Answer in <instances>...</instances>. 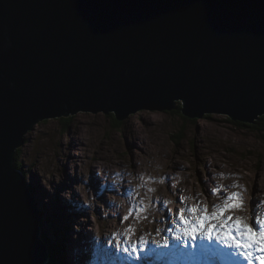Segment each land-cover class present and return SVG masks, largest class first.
<instances>
[{"label": "water", "instance_id": "obj_1", "mask_svg": "<svg viewBox=\"0 0 264 264\" xmlns=\"http://www.w3.org/2000/svg\"><path fill=\"white\" fill-rule=\"evenodd\" d=\"M264 114V0H0V264H45L12 167L24 135L79 112Z\"/></svg>", "mask_w": 264, "mask_h": 264}, {"label": "rangeland", "instance_id": "obj_2", "mask_svg": "<svg viewBox=\"0 0 264 264\" xmlns=\"http://www.w3.org/2000/svg\"><path fill=\"white\" fill-rule=\"evenodd\" d=\"M174 107L140 110L120 120L119 127L113 112H79L41 122L23 136L14 152V169L25 174V185L43 215L40 227L42 223L50 230H39L49 247V264H129V254L122 251L128 246L129 227L135 229L131 242L141 248L140 237L151 242L158 236L157 223L160 236L171 233L169 228L176 230L171 220H178L185 204L199 201L211 209L234 191L241 192L244 210L232 215L256 227L253 206L259 201L257 211L264 209V139L221 114L185 120L180 116L183 103ZM62 119L71 122L67 126ZM257 120L264 127V117ZM218 185L221 193L209 195ZM141 208L147 211L139 212ZM130 210L133 214L124 220ZM68 231L64 253L54 254V243L62 240V248ZM46 238H52L53 248ZM201 253L204 264H219ZM235 258L249 264L239 253Z\"/></svg>", "mask_w": 264, "mask_h": 264}, {"label": "snow or ice", "instance_id": "obj_3", "mask_svg": "<svg viewBox=\"0 0 264 264\" xmlns=\"http://www.w3.org/2000/svg\"><path fill=\"white\" fill-rule=\"evenodd\" d=\"M160 183H163V181H160ZM232 187L238 188L239 185H233ZM148 191L151 192L154 189L150 188ZM221 191L222 187L218 185L209 190V195H219ZM222 199L223 205H213L211 212H209L206 205L202 206V202L199 201L194 206L181 207L177 214L178 220H171V223L176 224L179 229V234L175 236V239L177 241L183 240L184 246L187 247L190 241H196L199 238V244H194L193 247L207 248L208 250L220 251L221 253L223 248L234 249V252L222 253V255L235 257L239 253L249 264H253V261H257L258 264H264V213L257 211L261 206L260 202L257 201L253 206L254 224L256 225L254 227L244 217L231 214L244 210L241 192L234 191L231 195H226ZM184 200L185 198L182 197L181 202L183 203ZM164 203L166 205L168 202ZM145 211H147L146 208L139 209V212ZM132 214L130 210L123 219L128 220ZM137 219H139V215H137ZM127 231L131 235L135 234V229L132 227H129ZM168 231H172V229L169 228ZM157 234H159V229ZM131 235L128 237V246L123 247L122 251L128 253L132 260H140V251L137 245L131 242ZM113 239L117 238L114 236ZM204 241L209 243L205 245ZM153 243L156 247H168L169 240L165 236L163 243L155 240H153ZM147 245L148 240L140 237V246L145 247ZM214 245L215 247H213ZM115 246L120 248L119 241Z\"/></svg>", "mask_w": 264, "mask_h": 264}, {"label": "trees", "instance_id": "obj_4", "mask_svg": "<svg viewBox=\"0 0 264 264\" xmlns=\"http://www.w3.org/2000/svg\"><path fill=\"white\" fill-rule=\"evenodd\" d=\"M178 111H180L179 109H178ZM182 115V116H181ZM180 116L183 118V119H189V118H187V117H185L184 115H183V113H181L180 114ZM112 117V119H113V121H116V122H118L116 119H115V117L112 115L111 116ZM264 117V116H263ZM207 118L208 119H211L212 118V116L211 117H209V116H207ZM226 118V117H225ZM62 120H64V121H67V119H62ZM226 120H228V122L229 123H231V120L230 119H226ZM71 121L69 120V121H67V126L69 125L68 123H70ZM234 125H236V126H238V127H245V128H249V129H251L253 132H255V133H257V134H259L263 139H264V127L262 126V124H260V121H257L254 125H246V124H243V123H240V122H232ZM259 123V124H258ZM121 125V123L120 122H118V124L117 125H115L116 127H119ZM20 151V150H19ZM21 171V170H20ZM25 175V174H24ZM61 210H63V208L61 207ZM42 217H43V215H42ZM41 217V218H42ZM65 219H67V218H65ZM68 222H70L69 220H67ZM63 223H64V220H63ZM41 225H42V230H43V232L44 231H49L50 232V230L45 226V225H43L42 223H41ZM71 231H68V233L64 236L65 238H63L62 237V239L63 240H65V244H64V246L61 248L60 247V245H59V243L60 242H63L62 240H59V241H57L56 243H54V247L56 246L57 247V251H55V252H53L54 254H57L58 252H61V253H64V250H65V245H67L66 243H67V241H68V235H69V233H70ZM44 236H46L45 234H44ZM47 239V241H48V243H49V245H51L50 246V248H53V245H52V238H50V241L51 242H49V240H48V238H46ZM66 239H67V241H66ZM59 242V243H58ZM55 250V249H54ZM52 252V251H51ZM60 255V254H59ZM74 262V261H73ZM62 264H64V263H62Z\"/></svg>", "mask_w": 264, "mask_h": 264}, {"label": "bare ground", "instance_id": "obj_5", "mask_svg": "<svg viewBox=\"0 0 264 264\" xmlns=\"http://www.w3.org/2000/svg\"><path fill=\"white\" fill-rule=\"evenodd\" d=\"M176 102H182L181 100H176V101H174V104L176 103ZM183 103V102H182ZM183 108V107H182ZM176 109V108H175ZM172 111H174V110H172ZM113 113H115V112H113ZM183 113V112H182ZM184 115V114H183ZM206 115H216V114H214V113H211V114H205L203 117H205ZM221 115H223V116H226V117H228L231 121H233V122H240V121H234V120H232V118L230 117V116H228V115H224V114H221ZM264 116V114L263 115H261V116H257V119L259 118V117H263ZM187 118H188V116H186ZM191 120H193V119H191ZM195 120V119H194ZM258 120H254L253 121V123H248V122H240V123H243V124H246V125H254L256 122H257ZM22 146V145H21ZM21 146L19 147V148H17V150L18 149H20L21 148ZM17 150H16V152H17ZM78 157H80V156H78ZM14 158H13V162H12V167H13V170L15 171V172H17V169H14ZM20 173L22 174V176H23V178H25V175H24V173L22 172V171H20ZM24 182H25V179H24ZM29 190V189H28ZM29 192L31 193V195H32V191H30L29 190ZM33 197V196H32ZM35 201V200H34ZM35 203H37L36 201H35ZM38 208V207H37ZM40 220H41V217H40ZM165 223V222H164ZM161 225V224H160ZM40 230H41V232H42V228L40 227ZM43 234V233H42ZM40 236V235H39ZM45 246H46V249H49V247H48V245L45 243V240H43V241H41ZM206 254V253H205ZM47 255L50 257V253H49V251L47 250ZM209 258H210V260H215L216 261V263H218L219 262V264H231V258L230 257H228L226 260H224V259H222L219 255H217V254H215V255H212V256H209L208 254H206ZM240 258H242V259H244L242 256H240ZM233 259H234V261H235V263L236 264H243L240 260H239V258H235V257H233ZM51 262V258H49L47 261H46V263L45 264H49Z\"/></svg>", "mask_w": 264, "mask_h": 264}]
</instances>
